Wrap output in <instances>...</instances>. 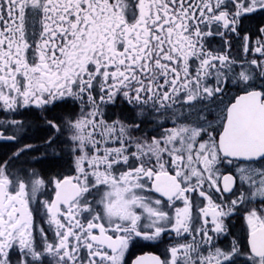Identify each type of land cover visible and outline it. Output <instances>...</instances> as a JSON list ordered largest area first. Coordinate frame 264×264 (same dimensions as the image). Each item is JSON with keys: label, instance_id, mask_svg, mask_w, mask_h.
Segmentation results:
<instances>
[{"label": "snow or ice", "instance_id": "1", "mask_svg": "<svg viewBox=\"0 0 264 264\" xmlns=\"http://www.w3.org/2000/svg\"><path fill=\"white\" fill-rule=\"evenodd\" d=\"M254 13L264 0H0V139L22 138L9 115L66 111L46 123L70 133L73 173L17 166L32 144L0 159V264H129L166 236L131 264H264V26L241 35Z\"/></svg>", "mask_w": 264, "mask_h": 264}, {"label": "flooded vegetation", "instance_id": "2", "mask_svg": "<svg viewBox=\"0 0 264 264\" xmlns=\"http://www.w3.org/2000/svg\"><path fill=\"white\" fill-rule=\"evenodd\" d=\"M264 26V13H254L249 14V17L242 21L241 25V35L244 33H249L252 35L253 43L258 38L259 34L256 30ZM220 39L217 37L211 41L213 47L220 46ZM239 41L233 40L232 55L238 54ZM243 55V53H239ZM239 94L238 89L235 86H229L227 89L228 97ZM200 107V105H197ZM212 107V114L209 115V120H215L219 114V109L215 105ZM23 111V110H22ZM111 111L119 112V108L112 109ZM55 114V115H54ZM68 115L67 112H48L41 113L39 109H35L32 112H26L23 116H7V119H18L24 121V132L19 143L12 140H0V159H8L12 154L17 151L18 148L22 147L24 144H32L35 148L31 151L26 152L20 157V161L17 162V166H22L28 169H36L41 172L42 175L54 177L58 173L63 175H72L71 172V145L67 142V138L70 133L67 131L57 132L50 128L46 120H52L54 117H61ZM5 119L4 114H0V121ZM195 119V115L192 117ZM56 123H60V120H56ZM14 129H10L6 135H12ZM56 143L52 148H45L44 144L49 140V138L56 139ZM61 141H64L63 143ZM51 191V188H49ZM244 226L243 220L238 216H232L229 222V228L232 235L226 237H220L219 245L224 247L228 245L234 236H239L241 234L242 227ZM169 237H164L165 243L159 242H149V241H139L134 247L130 248L126 259L129 264L137 257L149 256V255H161L164 252Z\"/></svg>", "mask_w": 264, "mask_h": 264}, {"label": "trees", "instance_id": "3", "mask_svg": "<svg viewBox=\"0 0 264 264\" xmlns=\"http://www.w3.org/2000/svg\"><path fill=\"white\" fill-rule=\"evenodd\" d=\"M53 112H66V111H61L59 108L58 109H56L55 111H53ZM55 115V114H54Z\"/></svg>", "mask_w": 264, "mask_h": 264}, {"label": "water", "instance_id": "4", "mask_svg": "<svg viewBox=\"0 0 264 264\" xmlns=\"http://www.w3.org/2000/svg\"><path fill=\"white\" fill-rule=\"evenodd\" d=\"M6 140H8V139H6Z\"/></svg>", "mask_w": 264, "mask_h": 264}]
</instances>
